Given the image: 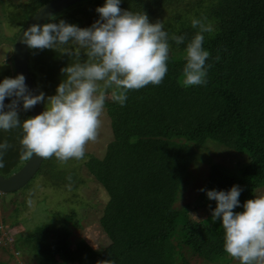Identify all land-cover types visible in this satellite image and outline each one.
Instances as JSON below:
<instances>
[{
  "label": "trees",
  "instance_id": "16d2710c",
  "mask_svg": "<svg viewBox=\"0 0 264 264\" xmlns=\"http://www.w3.org/2000/svg\"><path fill=\"white\" fill-rule=\"evenodd\" d=\"M17 1L0 0L5 26L16 37L27 20L52 0ZM105 2H77L44 23L64 20L90 27L99 19L95 9ZM120 7L134 14L145 12L150 23L163 22L171 55L168 72L158 86L130 90L123 106L110 96L105 101L112 139L101 158L85 153L83 159H70L63 166L55 157L42 160L33 177L66 192L62 201L66 204L61 212L46 210L42 219L47 214V220L26 218L27 226L36 228L19 241L35 250L39 264H175L177 256L182 264L190 257L229 263L233 258L224 251L222 220L216 227L212 220L216 201L203 192L196 208H205L207 214L195 220L191 216L195 209L188 204L178 208L177 197L188 183L190 167L200 158L198 151L211 144L245 156L247 161L235 170L211 162L204 189L228 191L239 185L243 189L241 207L234 211L242 212L243 203L254 199L255 190L264 186V0H121ZM204 17L215 29L212 34L204 33L203 48L210 53L206 66L211 65L207 84L184 88L179 80L186 63L185 50L198 31L191 20ZM173 35L184 36V43L177 45ZM65 47L75 51L71 44ZM27 59L36 88L43 80L49 95L56 94L64 78L61 69L77 62L75 56L68 57L59 49L28 48ZM86 59L81 50L80 62ZM5 77H16L8 65L0 73V82ZM10 102L6 98L5 103ZM27 118L28 111H21L20 119ZM22 137V127L0 130V143L11 145L3 157L5 167L0 168L4 177L26 162L20 159ZM81 163L107 194L99 225L109 244L102 252L85 241L76 247L70 241V226L81 227L84 214L80 209L93 208L86 197L75 193L85 183L78 173ZM19 190L0 192L5 205H15L13 222L20 220L28 204L21 195L24 190L18 194ZM21 246L18 249L24 250Z\"/></svg>",
  "mask_w": 264,
  "mask_h": 264
},
{
  "label": "clouds",
  "instance_id": "9594fccd",
  "mask_svg": "<svg viewBox=\"0 0 264 264\" xmlns=\"http://www.w3.org/2000/svg\"><path fill=\"white\" fill-rule=\"evenodd\" d=\"M120 5L121 0H106L95 9L99 19L90 27L60 20L32 24L23 32L22 43L27 48L59 49L68 57L75 56L77 62L61 69L64 78L55 95L46 96L42 91L34 95L23 74L0 82V130L22 127L20 159L55 157L61 166L70 159H83L89 142L98 137L109 90L111 99L123 106L130 90L162 83L170 51L163 22L150 23L145 12L134 14ZM191 26L198 31L185 50L186 63L179 80L184 88L206 85L211 67L206 66L210 53L203 43L204 33H214L213 23L207 17L193 18ZM171 39L180 45L185 37L173 35ZM69 44L75 46V51L65 47ZM81 50L87 57L83 62ZM215 59L219 61L220 57ZM6 98L11 102L6 104ZM38 103L45 104L44 111L22 121L20 112ZM10 147L7 141L0 143V168L5 167L3 157ZM200 191L216 201L212 220H222L224 251L239 264H264V196L247 200L243 211L236 212L243 191L239 185L228 191ZM32 203L29 199V206Z\"/></svg>",
  "mask_w": 264,
  "mask_h": 264
},
{
  "label": "rangeland",
  "instance_id": "374dc122",
  "mask_svg": "<svg viewBox=\"0 0 264 264\" xmlns=\"http://www.w3.org/2000/svg\"><path fill=\"white\" fill-rule=\"evenodd\" d=\"M3 1L18 3L17 0ZM0 18L3 28L2 32L4 33V36L2 37L0 43V73H2L7 65L11 69H13L12 51L17 37L14 35V32H11L6 28L5 20L2 18L1 12ZM170 58L171 55L169 52V60ZM1 61L2 63L5 62L4 64L6 66L3 65ZM39 82V85H37L39 93L41 92V90L42 92L48 90L49 92L46 91L44 93L46 96H50V90L48 86L46 87V84L43 82V80H40ZM109 92H111V90H109ZM109 96L110 95L108 94V98L106 100L109 99ZM42 105L45 108V104ZM100 119L101 127L99 129L98 137L94 142H89L85 152L90 153L91 155H94L98 158L102 157L106 145L108 144L109 140L112 139L110 117L107 116L105 109ZM198 152L199 154H201L200 158L195 161L192 167H190V175L187 180L188 183L182 186V189L179 191L177 197L178 208H181L184 205L188 204L190 207L195 209L191 211V216L195 220L204 218L207 214V210H205V208L196 207L197 202L199 201L203 193L202 191H200V189L205 188L207 177L206 175L208 173V168L211 162H219L220 164L226 166L227 169L235 170L236 167H239L240 164L247 161V158L245 156L235 154L232 151L229 152V150L227 149L216 148L212 144L206 146L204 149H200ZM83 165V163L79 165L78 173L80 177L84 179L85 183L79 186L75 193L76 195H80L81 193L84 197H86L93 208L80 209V212L84 214L81 227L76 228L73 225L70 226L72 232L70 241L72 243V246H74L75 244H80L81 241H85L95 251L102 252L109 244V239L106 237L99 225L101 210L107 203V194L100 188L98 183L91 177L90 173ZM22 191L23 193H21V195L23 196V198L27 199V201L31 199L33 203L31 206L27 204V207L24 209L23 216L20 217V220L16 222H13V218H11V214H13L15 205L8 202L5 205L0 194V261L4 264H39L37 262V258H35V250L28 248L25 243L23 244L22 241H19L21 239H24L27 233L32 232L34 228H36L34 225L27 226L26 218L31 220L32 217V221H36V216L39 221L45 219L47 220V214H44L45 219H42L43 213H47V211L55 208L59 212H61L63 210V206H65L66 204L62 201L63 197H65L67 193L60 189L52 188L38 176H35L31 180H29L28 184L17 193L19 194ZM254 194L255 197L264 196V186L257 188ZM20 197L21 196H19L17 200H20ZM43 210L45 212H43ZM34 211H37L36 215H34ZM213 222L214 227H216L220 223L218 220ZM20 243L22 244L21 247L24 250L18 249ZM58 261L62 263L64 262V260H62L61 258H58ZM176 261L177 262L175 264H182V261L178 256L176 257ZM187 264L216 263H207L200 258L190 257L187 259ZM221 264H239V261L232 259L229 263L223 262Z\"/></svg>",
  "mask_w": 264,
  "mask_h": 264
},
{
  "label": "water",
  "instance_id": "95a60500",
  "mask_svg": "<svg viewBox=\"0 0 264 264\" xmlns=\"http://www.w3.org/2000/svg\"><path fill=\"white\" fill-rule=\"evenodd\" d=\"M80 1L83 0H52L47 2L27 20L20 30L19 36H17L15 40L12 51L14 73L16 76L18 74H23L25 76L26 85L34 95H39V93L28 69V48L22 43L23 32L32 24L42 25L47 19H50L57 13L62 12L63 9ZM43 111V105L38 103L34 108L28 111L29 117H34ZM42 160V158L34 156L27 159L23 166L10 176L4 177L0 174V192L6 194L22 188L34 176L39 166L42 164Z\"/></svg>",
  "mask_w": 264,
  "mask_h": 264
},
{
  "label": "flooded vegetation",
  "instance_id": "af4514ba",
  "mask_svg": "<svg viewBox=\"0 0 264 264\" xmlns=\"http://www.w3.org/2000/svg\"><path fill=\"white\" fill-rule=\"evenodd\" d=\"M38 90V89H37ZM38 93H39V91H38ZM44 108V107H43Z\"/></svg>",
  "mask_w": 264,
  "mask_h": 264
}]
</instances>
